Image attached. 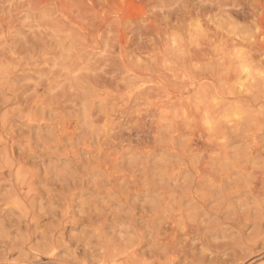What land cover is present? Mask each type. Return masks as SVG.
<instances>
[{
    "label": "rangeland",
    "instance_id": "374dc122",
    "mask_svg": "<svg viewBox=\"0 0 264 264\" xmlns=\"http://www.w3.org/2000/svg\"><path fill=\"white\" fill-rule=\"evenodd\" d=\"M0 264H264V0H0Z\"/></svg>",
    "mask_w": 264,
    "mask_h": 264
}]
</instances>
